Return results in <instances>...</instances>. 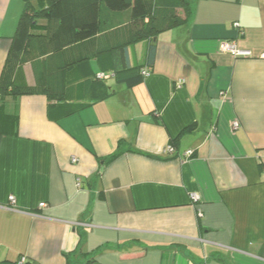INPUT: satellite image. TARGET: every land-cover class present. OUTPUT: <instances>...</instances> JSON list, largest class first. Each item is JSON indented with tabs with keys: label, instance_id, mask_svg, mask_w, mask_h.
Instances as JSON below:
<instances>
[{
	"label": "crops",
	"instance_id": "0c3cea01",
	"mask_svg": "<svg viewBox=\"0 0 264 264\" xmlns=\"http://www.w3.org/2000/svg\"><path fill=\"white\" fill-rule=\"evenodd\" d=\"M195 2L191 23L129 45L131 68L148 71L132 86L138 72L114 73L98 36L65 48V88L88 103L72 114L70 100L50 107L32 64L9 70L6 85L31 92L6 97L20 124L0 139V264H264V0ZM24 6L0 0V86ZM132 20L104 11L102 24ZM120 140L125 152L102 162Z\"/></svg>",
	"mask_w": 264,
	"mask_h": 264
},
{
	"label": "trees",
	"instance_id": "16d2710c",
	"mask_svg": "<svg viewBox=\"0 0 264 264\" xmlns=\"http://www.w3.org/2000/svg\"><path fill=\"white\" fill-rule=\"evenodd\" d=\"M23 1L25 6L12 38L0 86V139L5 135L17 136L19 134L20 116L17 112L9 111L6 97L9 95L17 98L22 94L31 92L29 89H22L16 84L11 87L6 85L9 70L13 69L14 66L17 65L18 69H21L27 63L32 64L37 85L47 93L51 102L50 107L56 106L59 102L70 100V103H67L65 113L69 115L86 107L88 103L73 102L75 100L72 97L74 83L65 88V73L70 68L64 58L65 48L98 36L97 53L101 54L111 50L114 53V73L133 72L134 70L138 72L127 83L132 86L140 82L143 76L147 74L141 73L146 68L144 66L136 69L131 68L129 45L143 39H149L167 29L187 25L193 21L196 13L195 0H163V3L161 0L158 2L157 0ZM126 10L131 11L133 19L131 25L125 27L128 29H114L112 31L107 29L104 31L105 28L102 24L104 11L108 15ZM182 12H184L183 15ZM112 33H116V35L122 33L123 39L118 45H107L105 48L101 46L102 39L109 37ZM155 59L156 46L151 44L148 50V64L153 65ZM146 72L148 73L147 70ZM98 73H104L108 75V78L110 77L105 72H97L90 79L102 83L108 79L99 78ZM90 79L78 83L81 88L79 94L81 100L85 97ZM125 147V141L120 140L117 152L103 159L102 162L115 159L125 152ZM66 258L67 264H83V261L72 259L71 254H66ZM78 258L80 260V258L85 257L80 254Z\"/></svg>",
	"mask_w": 264,
	"mask_h": 264
},
{
	"label": "built area",
	"instance_id": "2783aa9c",
	"mask_svg": "<svg viewBox=\"0 0 264 264\" xmlns=\"http://www.w3.org/2000/svg\"><path fill=\"white\" fill-rule=\"evenodd\" d=\"M235 26L237 28H239V23L236 22L235 23ZM221 49L225 52H230L232 55L234 56H237V57H252L253 54L251 51L249 50H244V49H241L239 47H237L234 43H232L231 41H224L222 44H221ZM262 57H264V54L262 55ZM144 74H148L146 71L143 72ZM98 77L99 78H108V75H105L104 73H98ZM240 123L238 121L235 122V127H239ZM175 148L169 144L166 148H165V152L166 153H169V154H172L174 152ZM194 155V151L193 150H188L187 153H186V156L188 157H192ZM73 161L76 162L78 161V159L76 157H73ZM263 175H264V172H263ZM79 185L81 184V182L79 181L78 183ZM191 199H192V202L193 203H196L199 201L200 197L197 193H192L191 194ZM16 197L14 195H10L9 196V205L12 207H15L16 206ZM41 206H45V203H41L40 204Z\"/></svg>",
	"mask_w": 264,
	"mask_h": 264
}]
</instances>
